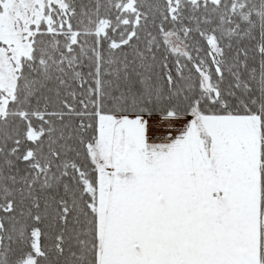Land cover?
Masks as SVG:
<instances>
[{
    "label": "snow or ice",
    "instance_id": "obj_1",
    "mask_svg": "<svg viewBox=\"0 0 264 264\" xmlns=\"http://www.w3.org/2000/svg\"><path fill=\"white\" fill-rule=\"evenodd\" d=\"M0 264H264V0H0Z\"/></svg>",
    "mask_w": 264,
    "mask_h": 264
},
{
    "label": "rangeland",
    "instance_id": "obj_2",
    "mask_svg": "<svg viewBox=\"0 0 264 264\" xmlns=\"http://www.w3.org/2000/svg\"><path fill=\"white\" fill-rule=\"evenodd\" d=\"M175 134V133H174Z\"/></svg>",
    "mask_w": 264,
    "mask_h": 264
}]
</instances>
